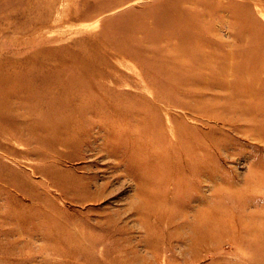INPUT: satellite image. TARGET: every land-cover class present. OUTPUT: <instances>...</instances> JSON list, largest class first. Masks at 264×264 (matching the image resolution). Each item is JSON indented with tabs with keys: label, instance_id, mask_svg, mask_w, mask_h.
<instances>
[{
	"label": "rangeland",
	"instance_id": "rangeland-1",
	"mask_svg": "<svg viewBox=\"0 0 264 264\" xmlns=\"http://www.w3.org/2000/svg\"><path fill=\"white\" fill-rule=\"evenodd\" d=\"M149 262L264 264V0H0V264Z\"/></svg>",
	"mask_w": 264,
	"mask_h": 264
},
{
	"label": "bare ground",
	"instance_id": "bare-ground-1",
	"mask_svg": "<svg viewBox=\"0 0 264 264\" xmlns=\"http://www.w3.org/2000/svg\"><path fill=\"white\" fill-rule=\"evenodd\" d=\"M88 153H89V152H88ZM92 158H93V157H92ZM178 220H179V219H178ZM133 226L135 227V225H133ZM203 232H204V233H203ZM203 232H202L203 237H207L208 235H210L209 230H207V231H203ZM81 236H82V235H81ZM199 237H201V236H199ZM203 237H201L200 239H202ZM164 242H165V241H164ZM140 249H141V248H140ZM98 252H99V251H98ZM203 253H204V252H203ZM136 254H137V253H136ZM136 254H135V255H136ZM101 255H102V254H101ZM114 255H115V254H114ZM177 257H178V256H177ZM101 258H102V257H101ZM160 261H161V260H160ZM152 262L154 263V261H152ZM152 262H151V263H152ZM156 262H159V261L156 260ZM145 263H146V262H145ZM149 263H150V262H149ZM151 263H150V264H151Z\"/></svg>",
	"mask_w": 264,
	"mask_h": 264
}]
</instances>
